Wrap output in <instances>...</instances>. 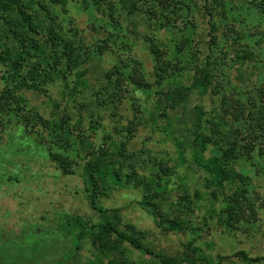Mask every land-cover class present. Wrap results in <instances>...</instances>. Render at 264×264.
<instances>
[{"label":"rangeland","instance_id":"rangeland-1","mask_svg":"<svg viewBox=\"0 0 264 264\" xmlns=\"http://www.w3.org/2000/svg\"><path fill=\"white\" fill-rule=\"evenodd\" d=\"M211 1L216 7L207 3L204 10L198 2V11L186 2L188 9L182 12L189 15L185 19L170 4L164 8L168 18L148 21L141 18L151 10L142 3H137L136 10H122L120 17L95 0L85 14L68 6L67 11L59 9L57 20L68 24L66 30L76 31L80 48L75 51L83 55L66 81L62 74L63 80L55 79L47 71L36 76L34 66L27 63L21 67L13 65L12 59L0 63V227L23 231L27 251L35 242L47 247L26 263L45 264L59 251L60 255L67 251L57 243L62 236L55 230L63 215L99 219L84 192L83 175L94 164V154L109 146L112 150L121 147L124 162L93 177L98 205L110 210L109 216L116 215L121 227L131 226L150 250L195 264H204L198 261L200 252L215 263L221 257V264H250L234 257L240 251L250 257L264 256V115L262 124L258 120L264 113V0ZM9 44L18 51L15 41ZM152 46L159 49L156 62ZM188 51L196 65L184 71L175 64L176 54L186 57ZM205 57H210L215 73L231 76L237 84L234 91L231 86L229 93L223 90L222 98H215L201 96L198 88H192V79L198 75L195 66ZM106 75L115 80L113 88L98 93ZM161 79L173 80L171 92L181 87L182 97L191 106H203L202 121L191 126L206 125L213 131L214 143L237 149L233 168L250 178L249 187L226 179L216 188L196 166L189 145L195 134L182 117L181 105L169 101L171 92L165 91ZM167 120L174 127L173 134ZM237 120L246 121L245 131L236 125ZM209 155L206 151L204 158ZM155 159L160 161L158 166ZM126 177L144 185L151 181L152 187L145 195L142 186H125ZM153 188L156 194L150 191ZM241 193L247 201L239 197ZM141 200L160 221H171L182 231L159 229L137 206ZM227 202L235 209L232 214L225 210ZM112 209H118L117 213ZM36 226L42 233L30 231ZM16 237V243L22 239ZM99 237L85 239L80 264H109L110 259H119L120 263L113 264H161L112 235ZM104 239L120 256L104 250ZM183 244L199 251H185Z\"/></svg>","mask_w":264,"mask_h":264},{"label":"trees","instance_id":"trees-1","mask_svg":"<svg viewBox=\"0 0 264 264\" xmlns=\"http://www.w3.org/2000/svg\"><path fill=\"white\" fill-rule=\"evenodd\" d=\"M84 1V2H83ZM0 0V63L6 62V59H12L13 65L23 66L27 63L29 66L32 65L37 68L36 70L33 68V74H37L40 77L41 71L44 74L46 71L51 75L50 77L55 79L60 78L63 80L62 74L65 77L70 75L75 69V63L81 61L83 59V55H78L75 49H79L80 47L76 44L79 40L76 36V31L66 30L58 19L59 9L65 10L71 8L79 13H86L91 6H93V0ZM99 5L101 3L107 8H111L113 14H117V16H121L122 10H136V5L143 4L148 5V8L151 10L150 12H146L148 15L144 14V21H148L150 18L154 20H162L164 18H168L169 14L166 12L164 8L169 6L170 4L174 7V12H176L177 16L188 18V15L185 11L186 2L192 4L193 7L198 11V2H202L201 8L207 10V6L205 4L210 3L212 8L216 7L213 5L211 0H95ZM151 5H150V4ZM155 4V5H154ZM97 6V9L100 6ZM59 7V8H58ZM58 8V9H57ZM147 8V9H148ZM184 10V11H183ZM67 11V9H66ZM170 11V9H169ZM183 11V12H182ZM121 12V13H120ZM88 13V12H87ZM110 15H112L110 13ZM119 16V17H120ZM67 23L70 22L68 18L63 19ZM110 23V22H109ZM56 27V28H55ZM75 28V26H74ZM209 30L213 33L215 31L214 26L210 23ZM210 42L214 43L213 36H210ZM10 41H15L17 44L18 51L12 50L9 44ZM151 46V45H150ZM152 49V50H151ZM151 52L153 54V59H158L157 57L160 55L159 49L157 47L152 46ZM81 50H84L82 47ZM75 51V52H74ZM74 52V53H73ZM31 55V56H30ZM178 66H183L184 71L189 70L192 65H196L195 57H193V53L191 51L187 52V56L176 54ZM77 56V57H76ZM30 57V58H28ZM178 57L181 61L178 60ZM35 59V60H31ZM186 59V60H185ZM27 60V62H25ZM186 65H185V62ZM25 62V63H24ZM74 63V64H72ZM177 66V65H176ZM210 57H205L204 60L198 63V67L195 66L196 76L193 77V83L191 84L193 89H199L201 96L202 95H210L215 97L218 95L222 98V91L225 90L227 93L230 92V87L232 86L233 91L236 89L237 84L231 80V76L224 73H215L213 67H211ZM64 69V71H63ZM16 72H19L18 67H16ZM198 70V71H197ZM35 72V73H34ZM46 72V73H47ZM158 73V72H157ZM160 74V73H158ZM37 76V75H36ZM225 79L222 82H215L212 77ZM79 75L76 77L79 80ZM52 78H49L50 80ZM167 78V77H166ZM168 79V78H167ZM166 83V92L169 94L172 90L173 80L169 79L165 81V79H161ZM49 81V80H48ZM105 83L100 86L98 89L103 92V90L108 91L112 90L113 84L115 80H112L111 76L106 75L104 78ZM180 87V86H179ZM235 87V88H234ZM239 87V86H238ZM42 88V84H38V90ZM176 91L171 92L170 96H168L169 101L171 103L181 105V113L182 117H186V122L188 124L189 129L193 130L195 137L194 140L190 142V149L193 151L192 154L193 159L196 163V166L200 167L204 170L209 176L210 182L216 188H220L222 182L226 179L232 181H238L242 183V186L249 187L250 186V178L242 174L240 171H236L233 168V164L237 157L235 156L237 149L233 147V145H228L223 147L220 144H216L212 138V130H209L206 125L202 124L191 126L190 123H198L202 121L201 113L204 108L202 105L199 106H191L190 101L186 97H182L180 93V88H175ZM183 90V89H182ZM187 90V89H186ZM40 91V90H39ZM241 91V90H240ZM216 92V93H214ZM242 92V91H241ZM210 93V94H209ZM216 94V95H215ZM243 94V93H242ZM161 95V96H160ZM181 95V96H180ZM160 99H164L162 93L159 94ZM232 96V94L230 95ZM167 99V96H165ZM237 97L236 99H239ZM243 102V101H242ZM227 104V103H226ZM225 104V105H226ZM228 106V104H227ZM178 109V108H177ZM215 110V108H212ZM224 110V107H222ZM261 111V109H259ZM264 112V111H263ZM217 117L221 118L220 113L217 111ZM264 113L259 114V122L262 124V116ZM167 127L170 131V134H173L174 127L171 124L170 120L166 121ZM246 124L244 121L242 124L239 120L236 121V125L245 131ZM215 130V129H214ZM217 130V129H216ZM181 146V144L179 143ZM254 144H252V147ZM113 146H109L107 148H100L94 154V164H89V169H87V173L85 176L83 175V184H84V192L86 193L90 208L93 211L98 213V220L92 221L89 219H84L80 215H63L61 217L60 222L57 224L55 230L58 229V235L61 234V240H58V244L61 247H65L66 252L59 256L54 255L52 260L45 264H80V253L83 248V243L86 238L97 239L99 240V236L107 235L114 236L120 244H125L131 247L132 249L139 251L143 255L151 256L155 259H158L161 264H195L194 262H189V260H177L174 258L167 257L163 254L153 252L148 247H146L135 235V231L131 226L123 225L122 227L119 225L120 220L116 215L109 216L110 210L102 208L98 205L99 195L97 193L96 181L93 177L96 175L102 176L103 172L107 174V170L110 165H118L121 166L124 162V154L121 153V147L118 149L114 146V150H112ZM206 151L210 152V155L205 159L204 154ZM55 158H60V156L56 155ZM53 158V157H52ZM154 162L157 166L160 162L158 159H155ZM67 158L62 156V164H66ZM154 161V160H153ZM62 167V166H61ZM151 167V166H150ZM165 167V166H162ZM63 168V167H62ZM120 168V167H119ZM125 186L138 188L142 186L145 189V195L148 193V190L152 187V182L150 184H142L135 177H126ZM11 180V179H10ZM104 185V184H103ZM106 185H104L105 187ZM156 189L150 190L154 193ZM157 191H155V194ZM239 197L243 198V201H247L248 197L244 196V194H239ZM137 206H139L143 211L149 214L154 224L166 232H180L182 231V227L172 223L171 221H160L156 212L151 210L147 203L144 200L137 201ZM225 210L227 213L232 214L233 209L232 205L229 202L225 205ZM114 213H117L118 209H112ZM235 213V212H234ZM241 212L234 214V217H238ZM235 224V223H234ZM234 227V226H232ZM38 231L42 233L37 226L30 231ZM36 231V232H37ZM4 232V234L0 235V264H28L27 260H31L37 253H44L47 247H42L39 242H35L32 250L27 251V248L24 249V232L12 228L0 227V233ZM15 232V233H14ZM11 234L15 236L11 238ZM16 236H20L22 239L16 243ZM104 239L103 248L104 250L108 248V252L110 255H119V251L112 246H108V241ZM13 241V242H12ZM57 245V244H56ZM183 248L185 251H194L198 252L199 249L196 247H190L189 245L183 244ZM104 252V251H103ZM202 256L200 260L204 264H221L222 258L217 257L218 261L212 262L209 257H207L203 252H200ZM30 255V256H28ZM234 257H237L239 260H244L250 264H264V256H248L244 251H240L234 254ZM42 261L46 259V255L41 257ZM110 259L109 264L120 263L119 259L112 261Z\"/></svg>","mask_w":264,"mask_h":264}]
</instances>
